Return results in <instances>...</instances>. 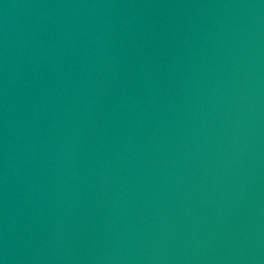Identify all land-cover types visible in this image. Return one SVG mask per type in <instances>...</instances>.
<instances>
[{"label": "water", "instance_id": "1", "mask_svg": "<svg viewBox=\"0 0 264 264\" xmlns=\"http://www.w3.org/2000/svg\"><path fill=\"white\" fill-rule=\"evenodd\" d=\"M0 264H264V0H0Z\"/></svg>", "mask_w": 264, "mask_h": 264}]
</instances>
